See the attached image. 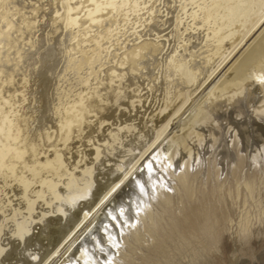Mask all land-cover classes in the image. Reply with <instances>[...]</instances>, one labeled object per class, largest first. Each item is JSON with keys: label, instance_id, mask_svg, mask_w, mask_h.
I'll list each match as a JSON object with an SVG mask.
<instances>
[{"label": "bare ground", "instance_id": "6f19581e", "mask_svg": "<svg viewBox=\"0 0 264 264\" xmlns=\"http://www.w3.org/2000/svg\"><path fill=\"white\" fill-rule=\"evenodd\" d=\"M9 1L0 0V48L4 45L13 49L17 38L10 36L12 33L10 30L13 28L19 30L21 27L17 25L18 23L15 24L16 18H14L15 23L12 20L13 17L10 18L11 11L14 10L16 13L18 9L14 4L11 5L12 8L8 7ZM58 3L60 11L55 9L54 15L49 19L53 32L58 31L54 38L62 35L73 42L58 47L62 42L60 40L54 51V54L55 52L64 53V61L54 87V98L50 108L53 124L49 137L45 138L41 135L42 125L36 127L27 123L26 120L24 122L26 136L23 141L28 154H14L6 145L5 139H2L9 132L8 125L0 120V193L6 195L11 192L13 195L15 190L20 199L17 206H14L10 212L12 218L10 233L17 237L22 246L34 243L33 248L30 249L32 251L28 252L32 258L26 259L19 256L17 252L19 256L16 259L17 264H102L97 260H90L85 241L91 239L97 221L112 201L104 208L102 214L96 217L97 212L93 214L95 208L101 204L111 187L120 178L123 179L126 176L123 179L126 181L130 178L129 176L142 174L144 165L153 167L152 156L146 161L142 160L143 163L138 164L140 167L134 165V162L145 156L146 150L157 138L159 140L155 144L156 147L158 146L156 152L162 149L163 156L155 164L162 166L161 160L164 159L168 169H162V175L152 167L148 172L151 178L157 179L155 184L158 180L163 184L161 187L159 185L158 189L161 201L166 205L167 214L173 213L170 227L176 230L182 227L181 230L193 235L198 234V236L200 231L211 230L212 246L215 247L221 235L222 220L226 219L228 213L222 197L226 183L218 184L214 179L211 184L198 188L196 193L191 191L188 183L195 175L192 172L193 161L196 157H202L208 152L203 150L205 145H209L211 141L220 137L219 127L227 129L229 135H227V142L223 143L221 140L222 143L218 148L211 145L209 154L214 159L226 154V150L231 149L230 146L237 149L238 143L248 137L254 129L264 128V0H172V3H176V13L173 16L174 44L171 49L168 48L163 60L161 62L158 60V75L152 76L151 80L146 75L148 70L143 67V60H152L153 54L160 49L161 36L157 32L152 38H141V35H137L134 42L130 44H118L116 51H113V45L114 40H117L116 35L120 33L124 24H131L135 33H137V27L148 26L154 14L160 12L163 0H58ZM19 23H23L24 27H31L30 22L25 18H21ZM189 31L195 32L191 34ZM26 46L29 45L26 44ZM21 47L23 48L22 45ZM18 49L14 51L15 55L20 57L21 53ZM43 63L45 62H39V64ZM40 66L42 65L38 67ZM45 67L51 66L46 64ZM35 70L36 68L33 72ZM3 72L5 71L0 69V73ZM28 72L31 71L28 70ZM24 73L20 74L22 83L28 81V76ZM13 74L15 73L11 71L6 72L0 83L4 82L7 85V82L13 80ZM137 75L147 77V82L140 84L141 80H138ZM146 89L148 91L153 89V91H150L148 95ZM151 94H154L155 110L149 114L141 112L144 114L143 117L137 116L135 119H130V113L137 112L135 110L142 107L143 101ZM23 97L25 98L24 95ZM60 100L64 101L61 105H56L55 102ZM23 101L22 98L20 102ZM73 101H75L74 105L71 104ZM242 101H248V104H242V106L237 104ZM13 102L15 101L12 98L9 100L0 98V113L6 108L14 107ZM224 110L228 112L227 115L230 111L234 112L240 119L221 114ZM220 117L226 119L224 125L219 124L218 127L217 123L214 124L215 122L205 125L206 122L219 120ZM81 119L85 122L81 127L82 131L74 135L73 129L77 121ZM203 132H207L211 140H207L202 135ZM194 133L198 142H190L188 138V135L193 137ZM152 136L153 139L149 141ZM170 137L171 140L168 139ZM260 139L258 140L260 147L256 146L258 152L255 153L254 150L246 156H238L236 165H241L243 162L247 164L249 160L258 161L264 157V138ZM161 143L163 147L159 149ZM60 145L61 147L57 148ZM54 148L57 149L54 151ZM48 153L53 156L50 158ZM124 153L130 154L128 159L123 157ZM108 155L122 157L123 159L119 161L120 167L125 166L124 164L128 161V163L132 162L125 175L123 171L119 173L115 170L109 176L106 175V170L96 167L108 159ZM183 162L184 165L181 167ZM91 163L93 164L91 171L102 174L101 178L104 175L107 178L100 181L95 178V175V187L85 198L79 200L82 201V206H79L65 199L63 194L68 193L66 192L69 189L68 183L73 179L71 176L76 173L75 169L78 165L84 166ZM262 165L264 160L256 166L249 164L248 167H253L252 169L255 170ZM235 171L236 169L232 170L233 174ZM8 174L10 180L5 178ZM173 190L176 194H173ZM225 190L227 191L228 188ZM120 193L126 194V191ZM9 199H6L7 202ZM3 204L1 200L0 207ZM43 205L45 207H41ZM35 208H38L37 211ZM91 216L95 219H91L88 227L81 228L83 221ZM5 223V219L0 221V260L3 251L1 232L2 228L6 227ZM157 225H152L154 226L152 243L146 249L144 248L145 252L157 251L161 247L162 236L160 238L158 234L162 225ZM34 226L36 231L32 230ZM69 240L71 241L67 248L54 259L49 260L53 252ZM123 240L127 242L125 236ZM42 242L47 245L46 248L41 245ZM116 253L119 254L118 258H111V262L103 264H131L135 260L133 257L128 258L122 252V248Z\"/></svg>", "mask_w": 264, "mask_h": 264}, {"label": "rangeland", "instance_id": "374dc122", "mask_svg": "<svg viewBox=\"0 0 264 264\" xmlns=\"http://www.w3.org/2000/svg\"><path fill=\"white\" fill-rule=\"evenodd\" d=\"M10 1L8 2L9 5L7 4V6L12 8L11 5L14 4L15 7H17V9H18L16 13L21 18L27 19L30 22L31 27H28V28L24 27L23 23H21L22 24V26H21V24L19 23L21 21V18L19 16H16L17 14L14 12V10L11 11V15H10L11 17L10 18L12 19V17H13V19H12L13 21L17 19L16 23H15V21H14V23L15 24L18 23L17 25L19 27H21L20 29H22L21 32L23 31L26 33L23 34V32H22V35H21L20 29L17 30L16 28H13L10 31L12 33L14 31V33H16V34L10 33V36L12 35L11 37H14L15 39L17 38L16 41L18 44L15 43L13 46V49H12V47H7L4 45H3L4 47L1 46V48H0V54H1L0 59H2L0 61V69L5 71L3 73H0V81L2 80L1 78H3V75L6 72L11 71L12 73L13 72L15 73V74H13L14 78H12L13 79V80H11L12 82L11 81H9V83L7 82V85L4 82L0 83L1 84V86H0L1 87L0 98L3 100H9L12 98V100H14L16 103H18L16 106V103L13 102L14 107L6 108L4 111H2L0 113V120H2L6 125H8L7 128H9L8 134L5 137H2V139L3 138L5 139L6 145H8V147L11 149L12 153H14V154H16V153L17 154H20V153L26 154L27 153L28 154L27 148L26 149L24 148L25 142L23 141V139L26 136V132H25L26 128H25L24 122L27 120V123H31L32 125H34L36 127H39L40 125H42V127L40 126L41 127V129H40L41 135L45 138L49 137L48 134L51 132L50 128H51V125L53 124V115L50 112V110H51L50 108H51L52 99L54 98V87H55V83L57 80V74L61 71L63 61H64V58H63L64 53H61V52L56 53L55 52V54H54V51L56 49L57 43L60 42V40L62 42H60L61 44H59L58 47L65 46L66 44L68 45L69 43H72L73 41H68L66 38L62 37V35H58L57 37L54 38V36H56L58 31L55 30L56 33L53 32V30H52L53 26H51L49 24V19L54 15L55 9L58 12L60 11L58 0H35V1L34 0H18V1L17 0H10ZM165 1L166 0H163L164 3H163L162 8L160 9V12H156L154 14V18L152 21L149 22L148 26H146L144 28L137 27L136 28L137 33H135L132 30L131 24H129V25L124 24V27L121 29L120 33L116 35L117 40L116 41L114 40L115 43L113 45V48H114L113 51H116L117 48L119 47L118 44L119 45H121L123 43L124 44H130V43L134 42V40L137 38V35H141V38H145V37L146 38H152L154 33L157 32L158 35L161 36L160 37V39H161L160 40V42H161L160 49L153 54V59L152 60L151 59L150 60H146V59L143 60V62H144L143 67H146V69L148 70V73L146 75L148 76L149 80L153 79L152 76L155 77L158 75V69H159V67H158L159 61L158 60H160V62H161L163 60L164 54H166V52L169 49H171L173 44H174V27H173L174 17L173 16L176 13V3H172V0H167L168 2L166 1V3H165ZM52 4H54V5H52ZM45 9H46V11H45ZM24 12H26V13H24ZM41 12L44 14H42ZM14 14H16V15H14ZM35 17H37V18H35ZM14 18H16V19H14ZM18 19H19V22H18ZM42 22H44V23H42ZM32 23H33V25H32ZM170 23H171V25H170ZM36 25H38V27ZM152 27H153V29H151ZM171 27H173V28H171ZM51 30H52V32H51ZM31 31L33 34L31 33ZM189 32L191 34H194L195 31H189ZM46 33H48V34H46ZM29 34H31L32 36ZM15 36H17V37H15ZM38 36H40V37H38ZM41 36H43V38ZM18 37H20L19 40H18ZM31 37H32V39H31ZM170 38H171V40H170ZM19 42H21V43H19ZM35 42H37L36 43L37 47L35 46ZM25 43L29 46L31 45L32 47L26 46ZM42 43H45V44H42ZM15 45H17L16 48H15ZM21 45L23 46V48L21 47ZM162 46H163V48H162ZM26 47L29 49H27ZM34 47H36V48H34ZM39 47H41V48H39ZM2 48H3V50H2ZM14 48L15 49L21 48L20 50L18 49L21 53L20 57H17V55H15V51H14L15 49ZM4 50H6V51H4ZM1 51H2V53L4 52L5 54H2ZM28 51H29V53H28ZM6 53H8V54H6ZM13 53H14V55H13ZM2 57L4 58V60ZM60 57H61V59H60ZM13 58H16V59H13ZM28 58L29 59L32 58L33 60L31 59L32 60L31 61ZM35 59H36V62H35ZM2 61H3V63H2ZM4 61H5V63H4ZM13 61H15V62H13ZM29 61H31V62H29ZM42 61L45 62V63H43L44 65L39 64V62L41 63ZM21 62H22V65H21ZM26 62L28 63V65ZM6 63L8 66L6 65ZM9 63H10V65H9ZM46 64H50L51 67H49V68L45 67ZM35 65H36V67H35ZM39 65H42V66H40L41 68L38 67ZM31 66L36 68L35 72H33L34 68H32ZM29 67L32 70H30ZM21 68H22L23 72H22ZM23 68L24 69L26 68L25 71ZM15 69H17L16 72L14 71ZM28 70L31 71L32 73L28 72ZM42 70H44V71H42ZM57 70H58V72H57ZM18 71H20V72H18ZM142 71H145V70H142ZM24 72H26V73H24ZM27 72H28V74H27ZM43 72H44V74H43ZM22 73H24L28 76L27 78H28L29 82L28 81L26 83L21 82L20 76L22 75ZM29 73H30V75H29ZM31 75H32V77H31ZM37 76H38V78H37ZM17 77H18V79H17ZM137 77H138V80L139 79L141 80V81H139L140 84L143 85V83L147 82L146 81L147 77L140 76V75H137ZM29 79H31V80H29ZM16 80H19L20 84H19V81H16ZM52 80H54V81H52ZM28 84H29V86H28ZM37 84L41 85V86L39 85L40 89H39V86H37ZM50 84H51V86H50ZM2 85H3V87H2ZM146 91H148V90L146 89ZM150 91L152 92L153 89ZM150 91L147 92L148 95H149ZM23 95L25 96V98L23 97ZM153 95L154 94H151L150 96H148L147 99H145L143 101V103L141 104L142 107L137 108L135 110V111H137V112H135L136 114L130 113L131 116L129 118L135 119L137 116L143 117L144 114H146L147 112H148L147 114H149V113H151V111L155 110L154 105H156V103H155V100L153 98L154 97ZM20 98L21 99L23 98L24 101L20 102L21 101ZM41 99H43V100H41ZM63 101L64 100H60L58 102H55V104L61 105V103ZM55 104H54V106H56ZM71 104L74 105L75 101H73ZM237 104H241V106H242V104L246 105V104H248V101H242V103H237ZM143 109H145V110H143ZM228 111H230V110H228ZM141 112H143L144 114ZM140 113H141V115H140ZM227 113L228 112H226L224 110L221 114L227 115ZM226 115H223V116L225 117ZM227 116L234 117V119H237V120L240 119L239 116H237L234 112L231 113V111H230V114ZM44 117H46V118H44ZM121 117H123V116H121ZM224 117H220L219 120H214L212 122H206L205 125H211L214 122H215L214 123L215 125L217 123L216 126H218V127L220 126L219 124L224 125L226 123V119H224ZM221 118H223V119H221ZM43 119H44V121H43ZM38 121L39 122L41 121L42 123L41 122L39 123ZM49 121H51V122H49ZM84 123L85 122L82 119L77 121L76 127L73 129V130H75L74 135H75V133H77L76 135L80 134L79 131H82L81 127L84 125ZM171 125H170V127H171ZM219 129H220V133H221L220 137L218 139H215L214 141H211L209 143V145H207V146L205 145V147L203 148V150L208 151V152L205 153L202 157L199 156L200 159H199V157L198 158L196 157L195 160L193 161L192 165L194 168H192V172H194L195 175L192 176L191 180L188 183V187L191 189L192 192H195V193L199 189H201L202 187L206 186V184H211L214 181V179L217 180L218 184H220L221 182L226 183V185L223 187L224 191H223L222 197H223V201H224V206L227 209L228 213H227L226 219L222 220L221 235L218 239L216 246L215 247L212 246L213 239H212L211 230L210 231L209 230L200 231L199 236H198V234L193 235V234H191L185 230H181L182 227L177 228V230H176V228L170 227V225L172 223L171 216L173 213L169 212L167 214V210L165 207L166 205H164L163 202L161 201L162 198L159 194L160 190L158 189L159 185L161 187V185H163V184H161L159 180L155 184L157 179L151 178L152 176L149 175V172L151 171L152 165H151V167L149 165H144V168H143L144 172L142 174H138V175L135 174V176L134 175L129 176L130 178L126 181L123 180V179H125L126 176H124L123 179L120 178L121 180L119 179V181H117L114 184V186L111 187L110 192L105 196V198L101 202V204L95 208V212L93 214H95L97 212L95 214V217H96L99 214H102L101 212L104 211V208H106L109 205V203L112 201L110 203V206L107 207V210L102 214L100 220L97 221L98 223L96 224V227L93 230V234L91 235V239L88 241H85V247H86V249L88 248L87 250H88V254L90 256L91 261L97 260L98 262H100L102 264L103 263H109V262H111V258H114V257L118 258L119 254L116 252L118 251V249L122 248V252H124L125 255L128 256V258L133 257L135 259V260H133L134 262H132L131 264H264V165L257 167V169H255V170L252 169L253 167L252 168L248 167L249 164L256 166L260 162H263L264 157H262L258 161L249 160L248 161L249 164L248 163L246 164L243 162V164H241V165L240 164L236 165L237 164L236 161L238 160V156H241V155L246 156L247 153L252 152L254 150H255L254 151L255 153L258 152L256 150L257 149L256 146L260 147L259 141L261 140L260 138H264V133L261 134L262 132H264V128L260 127V130H259V128H256L253 131H251V134L248 137L244 138L241 143H238V145H237L238 151H237L236 147L230 146L231 149L229 148L228 150H226V154L220 155V156H218L219 158L216 157L214 159L211 156V154H209V151L211 150V145L213 144L216 148H218V146L222 142L223 143L227 142V140H226L228 137L227 135H229L228 134L229 131L227 129L221 128V127H219ZM242 134H244V133H242ZM202 135L205 136V138H207V140H211L210 136H208L207 132H203ZM176 136L174 138H176ZM195 136H196V133H194L193 137H190L188 135L190 142H195V141L198 142V139ZM152 139H153V136L151 137V139L149 141H151ZM168 139L171 140L172 138L170 137ZM158 140H159V138H157L154 141V143L148 147L149 149L146 150L145 156H143L139 160L137 159L134 162V165H138V164L140 165L143 163V161L148 160V158H150L152 156L153 157V158H151L152 161L154 159V163H153L154 165L152 168H154V170L156 172H159L160 175H162L163 174L162 169H164V168L168 169V165L165 164L166 161H164V159L161 160L163 162L162 166H158L155 164V162L161 156H163L162 155V149H161V147H163L162 143L159 145V147H160L159 149H161V150H159L158 153L156 152V151H158L157 150L158 146L156 147L155 144L157 143ZM221 140H222V142H220ZM133 141H135V140H133ZM59 147H61V145L58 146L57 148H59ZM56 149L54 148L53 150L55 151ZM112 150H115V149H112ZM136 151L137 150L135 149V152ZM153 153H155V154H153ZM114 155H108V159L103 161V163L105 165L103 163H100L101 165L99 164V166L97 165L96 167L99 169H102V170H106L105 171L106 175H109V176L115 170L119 173L123 171L122 173L125 175L127 170L130 168L132 162L128 163L129 162L128 161L126 164H124L125 166L120 167L119 161L122 160L123 158L122 157L119 158L118 156L116 157ZM124 155L125 156H123V157L125 159L126 158L128 159L130 156L129 153L128 154L124 153ZM52 156H53V154H49L50 158ZM110 158H112V160H110ZM114 159H116V161H114ZM184 162L182 163L181 167H183ZM194 162H196V164ZM106 165H107V169H106ZM91 166H93L92 163L88 164V165L85 164L84 166L78 165V168L75 169L76 173L73 176H71V177H73V179L68 183L69 189L66 191L68 193L67 194L64 193L63 194L64 196L62 195L63 197H65V199H67V200L69 199L70 201L74 202V204L77 203L79 206H82V201H79V200L85 198V196H87L89 194V192L95 187L94 176L96 175L95 178L97 180H100V181H103L107 178L106 175H104L101 178L102 174H95L97 172L93 170L94 168L92 169L93 171H91V169H90ZM234 169H236L235 174H233V172H232V170H234ZM75 171L73 170V172H75ZM146 174H147V176H145ZM5 178L10 180V175L9 174L6 175ZM146 178H148V179H146ZM122 182H124V183H122ZM127 184H129V185H127ZM138 186H140V187H138ZM227 188H228V190L226 191L225 189H227ZM126 189L127 190L129 189L130 193ZM152 190H153V192H152ZM121 191H126V194L120 193ZM172 192H173V194H176V192H174V190ZM132 193H135V194H132ZM136 193H137V196L140 195V197H137ZM15 194H16L15 190L13 192V195L11 192H8L6 194L7 196L3 193H0V196H2V197H0V199L2 200V202H4V204L0 207V221L2 219H5V222H6L5 223L6 227L5 228L3 227L2 232H1V236H3V238L1 239V246L3 248V251L1 253L2 259L0 260V264H11V263L17 264L18 262L16 261V259L19 256L25 257L26 259L32 258L30 255H28V252L32 251L30 249L33 248L34 243H32L31 245L22 246L23 244L19 242L17 237L10 233V229H11L10 224L12 223V221H11L12 218L10 217V215H11L10 212L12 211V209H14V206H17V204H18L17 202L20 200V199H18L19 198L18 193L16 195ZM73 194H74V196H73ZM116 194H118V195L115 196ZM4 195H5V197H4ZM17 195H18V197H17ZM123 196H125V197H123ZM135 197H137V198L135 199ZM7 198L8 199L11 198V199H9V202H7V200H6ZM179 198H180V196H179ZM140 199H142V200H140ZM177 200H179V199H177ZM14 202H16V203L14 204ZM133 205H134V207H133ZM37 206L39 207L38 204H37ZM41 207H45V206L43 205ZM118 207H120V208H118ZM117 208L119 210H117ZM37 209L38 208H35L36 211H37ZM8 211H9V213H8ZM146 211H148V212H146ZM16 217H17V215H16ZM95 217L92 218V216H91L87 220L83 221L81 228L88 227L90 225L91 221L93 219H95ZM108 217H110V218H108ZM133 221L135 223H133ZM148 221H149V223H148ZM105 222H107V223H105ZM7 223H9V224L7 225ZM157 224L159 226L162 225V229L160 230V234H158V236L160 238L162 236L161 243H160L161 247L159 249H157V251H146L145 252L146 247L150 243H152V235H154V226ZM152 225H154V226H152ZM36 226L33 227V229H32L33 231H36L35 230ZM151 227H153V228H151ZM156 230L158 231V229H156ZM124 236H125L127 242H125L123 240ZM11 239H12V241H11ZM70 241L71 240H69L66 244L61 245V247H59L58 250L56 249L57 251L55 250L53 252V254L49 260L54 259L56 256H58V254H60L64 249H66L67 245ZM124 242H125V244H123ZM3 244H5L4 247H3ZM41 245L44 246V248H46V246H47L44 242H42ZM8 250H9V252H8ZM17 252H18L19 256H18V254H16ZM98 255H102V256H98Z\"/></svg>", "mask_w": 264, "mask_h": 264}]
</instances>
